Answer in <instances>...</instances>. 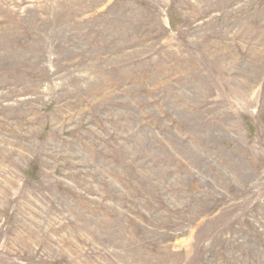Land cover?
<instances>
[{
	"label": "rangeland",
	"instance_id": "rangeland-1",
	"mask_svg": "<svg viewBox=\"0 0 264 264\" xmlns=\"http://www.w3.org/2000/svg\"><path fill=\"white\" fill-rule=\"evenodd\" d=\"M0 264H264V0H0Z\"/></svg>",
	"mask_w": 264,
	"mask_h": 264
}]
</instances>
